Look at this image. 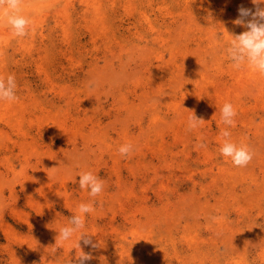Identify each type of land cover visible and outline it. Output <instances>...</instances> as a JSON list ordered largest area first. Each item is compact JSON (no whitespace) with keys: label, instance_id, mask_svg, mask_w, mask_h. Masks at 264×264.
<instances>
[{"label":"rangeland","instance_id":"rangeland-1","mask_svg":"<svg viewBox=\"0 0 264 264\" xmlns=\"http://www.w3.org/2000/svg\"><path fill=\"white\" fill-rule=\"evenodd\" d=\"M252 0H23L29 35L0 9V264H264V75L225 51ZM264 7V4L260 5ZM231 139L255 155L220 154ZM195 114L204 122L188 131ZM203 142L206 146L199 147ZM125 143L133 151L122 157ZM105 181L95 198L79 174ZM57 238V239H56Z\"/></svg>","mask_w":264,"mask_h":264},{"label":"clouds","instance_id":"clouds-1","mask_svg":"<svg viewBox=\"0 0 264 264\" xmlns=\"http://www.w3.org/2000/svg\"><path fill=\"white\" fill-rule=\"evenodd\" d=\"M23 0H0V9H8L7 23L14 30L17 37H26L29 35L30 18L20 14V5ZM256 6L255 11L244 8L239 9V18L233 21L235 25L246 28L247 30L239 35H231L232 39L228 43L225 51L228 58L232 61V67L236 70L244 66H250L261 75H264V0H252ZM17 83L13 74H9L6 78L0 76V101L17 100ZM221 111V119L227 127L222 131L224 142L220 146V154L223 157L230 158L234 166L246 167L253 159L255 153L249 145L237 143L231 139L230 128L235 127V117L237 111L230 102L224 103ZM204 122L202 118H197L193 113L188 119V131H192ZM199 147L206 145L201 141ZM133 151L131 143H125L120 146L119 153L122 157L128 156ZM79 187L87 189L89 196L97 197L104 191L105 181L92 171H84L79 174ZM95 200L89 203H81L79 205V214H74L69 219L70 226L62 227L58 232L61 241L69 240L76 232H80L78 241H83L85 246L96 248L99 245L94 243L90 235L80 231L85 227V215L94 211ZM56 238V239H57ZM76 244L79 248V254L76 260L69 261V264H85L86 261L92 259L89 253H85L80 244Z\"/></svg>","mask_w":264,"mask_h":264}]
</instances>
